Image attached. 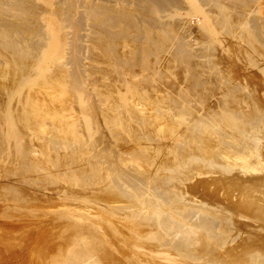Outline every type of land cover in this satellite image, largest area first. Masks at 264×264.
I'll return each mask as SVG.
<instances>
[{
  "label": "bare ground",
  "instance_id": "obj_1",
  "mask_svg": "<svg viewBox=\"0 0 264 264\" xmlns=\"http://www.w3.org/2000/svg\"><path fill=\"white\" fill-rule=\"evenodd\" d=\"M197 1L0 0V216L67 244L32 264H264V0Z\"/></svg>",
  "mask_w": 264,
  "mask_h": 264
},
{
  "label": "rangeland",
  "instance_id": "obj_2",
  "mask_svg": "<svg viewBox=\"0 0 264 264\" xmlns=\"http://www.w3.org/2000/svg\"><path fill=\"white\" fill-rule=\"evenodd\" d=\"M186 1L188 3L189 9H188V11H185V13L183 14L185 16V18L189 19V21L192 24H196L197 22H201L202 24L208 25L209 23L207 24V22H209V19L207 17V13H205L206 11H205L204 7L197 0H186ZM260 14L264 15V3L261 5ZM221 35L222 34L219 33L220 45L218 47V52L223 53L224 55H223V58H219V60H218L219 66L222 67L223 72L226 74V76L231 81L238 83V84L241 83L243 85L247 84V85L251 86V84H253V81L257 80L259 78V75L256 74L255 68L251 65H247L249 68L243 69V71H241L240 68L246 67V65H244L242 63L243 59L241 58L240 53H238V51H239L238 48L236 46H234V44L232 43L230 52L225 53L226 46H227L229 41L231 43V40H229L227 37L221 36ZM166 65H167L166 67H168V65H171V63L170 62L168 64L166 63ZM166 67L164 65L163 69L167 70V72L170 73L172 79L177 81V78L179 76H176L177 75L175 72L176 69L174 68L175 65L172 64V66H171L173 68V70L168 69L171 67H168L167 69H166ZM171 71H173V73ZM263 183L264 182L259 183L260 185H258V187H257V189L262 191V192L264 190L263 189L264 188ZM257 189H254V191H258ZM52 195H54V193ZM51 199L56 200V198H54V196ZM109 199H111V200H109ZM119 199L117 197H106L100 201H102V202L105 201L107 203L109 202V204L111 203V205H115L118 202L117 205H119V204L123 203ZM29 224L30 223H28L27 221H23L21 219L19 220L15 217L14 218H3L0 216L1 262H4L6 258H7V260H15V258H16L17 260L21 259L20 264H32V261L34 260V258H36L34 261H36L38 259L37 257H34V256L37 255L39 247H41L44 244L47 245L48 251L49 250L50 251L55 250L59 247H61L60 249L66 250L65 248H66L67 244H65L64 240L53 236V233H50V231L47 227H45L43 225H37L35 227L36 224L35 225L30 224L31 226ZM36 229H38V231ZM29 232L31 233L30 235H29ZM36 232H37V234H36ZM5 234L7 236H5ZM42 236H43V238H42ZM46 241H48V242H46ZM38 243H41V244H39V246H38ZM36 246H38V247H36ZM35 247H36V249H35Z\"/></svg>",
  "mask_w": 264,
  "mask_h": 264
}]
</instances>
